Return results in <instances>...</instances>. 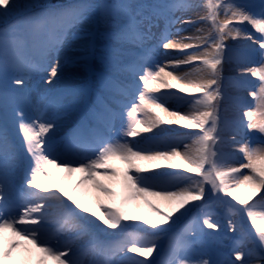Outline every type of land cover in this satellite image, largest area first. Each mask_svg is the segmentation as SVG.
Instances as JSON below:
<instances>
[{
	"label": "snow or ice",
	"instance_id": "snow-or-ice-1",
	"mask_svg": "<svg viewBox=\"0 0 264 264\" xmlns=\"http://www.w3.org/2000/svg\"><path fill=\"white\" fill-rule=\"evenodd\" d=\"M16 6V0H0V15L3 9ZM197 12L195 19H185L172 12L173 8H190ZM99 15L106 21H121L118 32L107 35V44L101 59L106 67L126 72L133 79L138 78L141 90L136 94L135 102L130 106L123 103L127 88H117L110 78L101 77L104 94L96 97L95 103L84 117L74 121L69 135L63 143L80 144L89 154L84 155L73 166V161L63 160L52 155L54 143L50 133L54 134L57 121L71 120L73 106L65 102L63 93L56 97H29L13 89L0 93V109L3 119L0 120V264H32L30 254L33 250L42 254L36 264H47L48 260L56 264H80L78 253L67 242L55 239L47 231L50 223H74L86 221L91 214L101 222L93 225L104 231L119 229L123 234L128 229V220L136 219L132 215L134 204L143 201L162 216L160 224L144 220L145 225L160 229L161 233L172 231L164 225L175 224L181 216L188 215L193 208L200 205L196 202L206 201V197L220 199L231 197L241 208L240 212L255 230L254 239L247 252L235 250L225 258H216V253L204 237L207 235L197 230L193 223L185 233L169 242L166 258L163 261H151V264H264V195L251 205L241 199L237 192L242 186H249L252 195L264 192V136L250 138L247 130L258 129L264 133V0L259 4L241 5L229 0H218L215 3L178 5H129L103 4L97 6ZM221 11L223 18H221ZM92 13V6L78 4L69 9L51 13L46 17L30 20L29 32L24 36L4 35L0 41V76L7 82L23 87L25 79L14 75H29L36 68L27 59L24 43L30 40L40 51L42 57L55 52L61 43L59 39H45L44 29L57 30L68 21H85ZM162 18L166 30L156 40V46L163 49H179L183 56L172 57V63L159 66L152 59L150 41L156 39L152 32L155 19ZM254 32L248 31V27ZM193 35L185 36L184 33ZM255 33H259L258 36ZM175 34L180 37L173 40ZM132 43L146 48L149 53L139 59L130 58L127 50L115 46L116 43ZM252 41L258 48H244L227 41ZM197 49L198 51H186ZM235 64L238 75H226L228 66ZM254 65V66H253ZM181 66H186L181 68ZM187 66H191L187 69ZM59 62L50 69V77L58 75ZM165 67L180 69L181 75L166 71ZM163 77L170 81H161L159 87L177 88L179 93H186L191 99L176 92L165 96L151 95L158 92L152 83ZM247 77H256L253 82ZM47 83H52L49 79ZM240 89L255 101L253 112L252 101L245 96L232 95V89ZM168 98L176 99L179 104L169 111L164 106ZM182 105L189 106L187 111ZM25 108L31 109L30 115ZM155 109L166 113L162 117ZM143 112L145 119L141 120ZM242 112L246 118H235ZM127 118L123 131V141L116 139L118 130L115 123ZM14 122L20 138L23 152L29 158L25 178L18 182L17 171L19 158L10 136V123ZM161 125H177L193 130L169 137L167 146L143 147L141 141L130 140L141 132H151ZM162 132H176V129L162 128ZM236 153L242 154L239 165L235 162ZM176 158L185 162V170L159 171L155 175H146V165L160 168L157 161H168V169H179L173 163ZM126 165L121 170L115 162ZM50 166L60 168L70 176L74 172L82 177L72 191L66 190L65 180L59 184H46L45 180L55 181ZM248 169V173L242 170ZM172 184L173 186H169ZM88 191H81L82 186ZM119 187V191H117ZM91 193V195H89ZM18 194H22L24 207L17 216L8 215V207ZM147 197H160L175 205L180 216L173 219L170 214H163ZM94 201L99 211L85 204V200ZM119 200L121 208L113 207ZM191 204L192 207H188ZM183 209V211H181ZM79 210V211H78ZM202 226L218 230L214 220L205 218ZM232 231L237 226L231 224ZM10 232L12 238L5 242L4 234ZM244 233L243 227L240 228ZM155 235V234H154ZM55 240V242H54ZM24 242V243H22ZM31 247H28V246ZM158 247L154 238L130 234L111 250V256L102 264H146L129 253L141 257H151ZM29 253L25 257L22 253ZM123 254L120 259L112 257ZM234 256V259L232 258Z\"/></svg>",
	"mask_w": 264,
	"mask_h": 264
},
{
	"label": "rangeland",
	"instance_id": "rangeland-1",
	"mask_svg": "<svg viewBox=\"0 0 264 264\" xmlns=\"http://www.w3.org/2000/svg\"><path fill=\"white\" fill-rule=\"evenodd\" d=\"M27 1H34V0H16V6L11 7L9 9H3L7 13V17L9 15H17L19 13L20 8L23 7L24 2ZM78 1V0H77ZM165 5H178V4H191L193 3V0H164ZM254 1V0H253ZM38 2V1H36ZM69 0H40L39 5L44 6V8L41 11L48 10L49 6L55 5L56 3H60L65 5V3H68ZM108 4H121V0H108L106 1ZM198 4H206V3H215L218 2V0H195ZM229 2H234L241 5H247V4H259L260 1H254L252 3H238L235 0H229ZM51 3V4H49ZM153 0H131L132 5H152ZM78 4H88L92 6V13L91 16L85 20V21H68L65 26L60 28V32L55 35L54 38H50L48 31L45 29L43 30L45 33V39L46 40H52L55 41L59 39L61 43L59 44L57 50L53 52L51 55H48L47 57H42L40 54V51L35 46V49H32L29 44L24 43V47L27 50V59L28 61L33 59L31 57L32 55L37 58V61H39L40 66H38L35 62H31V64L35 65L36 68L33 72H31L29 75L24 76L23 73H15L14 75L19 76L21 78L25 79V84L23 87L14 85L11 80H8L6 85L12 86V88H15V90L22 89L23 92L26 89H29L28 93L30 92V98L31 97H52L55 93L65 94L64 100L65 102H70L73 106L72 110V118L71 120L68 119H61L57 121V127L54 130V134L50 133L49 135L52 137L53 143H54V151L52 155L58 157L59 159L63 160H71L73 161V166H76V161H78L81 157H83L86 154H89L84 146L80 144H72L69 145L66 149L65 145L62 143H56L58 141L64 140L65 137L69 135V132L71 131V125L74 121H78L82 117V111L84 107L86 106L87 100H96L97 95L93 96L94 91L91 89V82L93 79H95L96 84V90H100L104 94L103 85L101 82H98L97 78L99 77L98 74L104 73L106 74H112L116 78H114V81L119 82L117 88H123V85H125V88H127V96L123 97V103L126 105H131L133 102H135L136 94L141 90L140 88V82L138 78L133 79L129 76L126 72H121L116 69H110L106 67L105 62L101 59L102 55L105 53L106 45L105 42H107V35L108 32L116 33L114 31L115 29H120L121 21L115 20L111 22H106L100 15H99V9L97 6H99L98 1L95 2H89V1H82L77 2L72 6L78 5ZM45 5L47 7H45ZM62 5V6H63ZM37 6V5H36ZM67 7L66 9L71 8ZM2 10V11H3ZM172 12L177 16H183L185 19L193 18L195 19L197 12H200L201 14L207 12L206 6L203 9H198L197 11H193L190 8H173ZM221 18H223V12L221 11ZM2 19H6V14L3 12V15H0ZM46 17V16H41ZM157 24L154 27V36L156 39L149 42L147 45V48L151 49L152 59L149 62L152 64L154 62V70L155 65L159 66H165L170 63H172L171 58L177 57V56H183L184 53L180 51L179 49H163L162 47L156 46V40L159 39L162 33L166 30V24L162 18H157ZM248 31L254 32L255 30L252 29L250 26L248 27ZM192 32H186L184 33L185 36L193 35ZM256 36L259 35V33H255ZM173 40L180 39L179 36L173 34L171 37ZM11 39V38H9ZM228 44L237 43L244 48H258V45L254 44L252 41H227ZM115 46L117 47H123L127 50V54L130 58L133 59H139L141 57H145L149 53L147 52L146 48H143L139 45H136L129 40L126 43L120 44L116 43ZM102 47V48H101ZM186 51H198L197 49H189ZM57 62H59V67L57 69L58 75L55 78L50 77V69L52 67L57 66ZM254 66V65H253ZM186 66H181V68H185ZM191 66H187V69H190ZM166 71H173L174 75H181L182 72L180 69H173L171 67H165ZM93 74V76H92ZM226 75L236 76L238 75V69H236L235 64L228 66L226 69ZM104 77V76H103ZM51 79L52 83H47V81ZM247 79L252 80L254 83L258 82L256 77H247ZM161 81H170L173 84H176L175 80H171L170 77H163V74H161V78L157 81H154L152 83L153 88L159 87ZM5 83V82H3ZM22 91H19L21 93ZM170 92H176L178 95H184L186 98L191 99V96H188L186 93H179L178 87L169 89L166 87H159L158 92H152L151 95H157V96H165L166 93ZM232 95L234 96H245L248 100L252 101V108L251 110L253 112L256 111L255 108V101L252 99V97L247 96V93L240 89H232ZM94 97V98H93ZM179 102L174 98H168L164 101V106L169 109V111L175 110L178 106ZM182 110L187 111L188 107L187 105H182ZM86 110V108H85ZM26 111L30 115H35L31 111V109H26ZM155 112L159 113L160 116L166 117V113L161 111L160 109H155ZM141 120L145 119V116L143 112L140 114ZM235 118L238 120H244L246 122V118L243 116L242 112H237L235 114ZM116 129L118 132L115 135L116 139H120L123 141V131L126 129L127 126V118L123 117L120 121H117L115 123ZM14 129L10 130V136L12 139V143L14 147L16 148L17 155L19 158V165H18V171H17V181L20 182L25 178V170L23 167V163L28 164L29 158L27 155L23 152V148L21 145V138L20 134L15 127V123L13 126ZM162 128H169V129H176V132H162ZM193 131L189 129H185L183 127L177 126V125H161L159 127H154L151 132L144 133L141 132L137 137L135 138H128L130 140L135 141H141V146L143 147H159L163 148L166 147V141L169 137L177 136L180 133ZM250 138L253 137H261L264 136V133H260L258 129L254 130H247L246 133ZM236 163L237 166L239 165V159L242 158V154L236 153ZM156 163L160 164V168H155L152 165L147 164V162H144L146 165V172L144 174L146 175H155L159 171H179L183 172L185 170V162L180 159L176 158L173 163H176L180 165L181 167L179 169H168V161H157ZM116 167L123 170L125 169L126 165L121 162H115ZM50 171L52 172L53 176L55 177V181H48L45 180L44 183L46 184H53L56 183L59 184V181L67 177L65 180V187L66 190L72 191L79 180L82 177V173L80 172H74L70 176L68 173L62 171L60 168H56L54 166H50ZM244 173H248V169L242 170ZM169 186H173L172 184H169ZM119 187H117V191H119ZM81 191H88V186H82ZM91 195V193H89ZM237 195L244 200L254 202V200L259 199V195H264V192L259 193L258 195H252V190L249 186L245 185L240 188V190L237 192ZM220 198H225L226 202L232 203L236 202L231 199V197L223 196L221 194ZM147 200L151 202V204L155 205L161 213L163 214H170L173 216V219L176 220L177 216H180L179 212L175 211V205L169 203L166 200H163L160 197H147ZM85 204L89 207H92L94 211H99V209L96 208V205L93 200L88 199L84 201ZM114 208H121L120 202L117 199L116 201L112 202ZM191 204L188 205L190 207ZM24 207V206H23ZM205 210L206 215L205 218L214 220L216 224L218 225V230L214 229H207L206 227L202 226V221L205 219H200V217H194L191 221H188V223L181 228L182 233H185V230L191 226L193 223L196 224L197 230L204 232L205 229L209 231L212 241L214 243V246L218 249V252L220 253V259H223L226 257L224 254L225 252L232 253L235 250H241L247 252L248 248L251 246V240H247V238H242L240 236V227L239 222L237 220V215L229 209V211H225L222 209L221 205L212 206ZM22 211V210H21ZM20 212L17 213H8L10 216H17ZM79 211V210H78ZM183 211V209L181 210ZM225 211V212H224ZM88 217V220L86 221H75L74 223H50L47 225V231L51 236H53L55 239L60 240L61 246L65 242L69 243L71 247L77 251L78 256L77 259L80 261V264H102V262L106 259L110 258L109 253L104 254L101 250H99L97 247L89 246L88 243L91 242V233L85 232L86 227H89L93 225L91 223L92 221H95V224H101L99 220H97L95 217H92L91 214H84ZM133 216L136 217V219L128 220L132 223V228L127 230L125 232V236H129L130 234H135L139 236L144 237H150L154 238L157 241L158 247L156 252L152 254L151 257H141L138 254H132L129 253V256H134L137 260H145L146 264H151V261L154 259H157V261H163L166 258L167 251H168V245L171 240H173L176 237H179L180 235H175L172 238H168L167 236L161 235V234H155L151 235L152 233H149V230L151 229L150 226L145 225L143 223L144 220L151 221L156 224H160V221L162 220L161 215H157V213L153 210V208L149 207L148 204L144 203L143 201H137L134 204V211L132 213ZM185 216V215H184ZM181 216L180 218H182ZM178 224V220H176L175 224H170V226H176ZM231 224H235L237 226V231H232ZM168 226V225H166ZM101 227L104 230V232L112 233L114 236H121L123 234L120 233L119 229H107L106 226L101 225ZM138 227L143 228L139 229ZM159 228V227H158ZM158 228H155L157 230ZM227 230L228 235L224 234V231ZM58 232L60 234L58 235ZM5 236V242H7L9 239L12 238V234L10 232H6L4 234ZM55 242V240H54ZM24 243V242H22ZM207 243V242H206ZM120 244L119 241L117 245ZM28 247H31L30 245ZM229 248V250H227ZM25 257H29V253H22ZM123 256V254H120L119 256L112 257L114 259H120ZM42 258V254L33 250V252L30 254V259L32 264H36V261L38 259ZM234 259V256L232 257ZM47 264H56L55 261L48 260ZM236 264H240L239 261H236Z\"/></svg>",
	"mask_w": 264,
	"mask_h": 264
},
{
	"label": "trees",
	"instance_id": "trees-1",
	"mask_svg": "<svg viewBox=\"0 0 264 264\" xmlns=\"http://www.w3.org/2000/svg\"><path fill=\"white\" fill-rule=\"evenodd\" d=\"M36 1H38V2H36ZM39 1L40 0H34L33 2L32 1H27L26 3L24 2V5H23V7L21 9V15L18 16V17H8L6 19H2L0 17V30H2L4 28V26H9V27L16 26V28L18 30H20V33L22 35H26L27 34V29L25 27L27 26L26 22H28V20L30 19L29 17L35 15L36 13L40 12L43 9V8H38ZM98 1H101V0H98ZM206 201H207L206 203L204 201L196 202L200 206L193 208V210L188 215H186L183 218H181L180 219V223H182L183 219H186V217H191V216H193L195 214H198V215L204 214V212H203L204 208L209 207L213 203H217L219 201H222V198H220V199L212 198V199L209 200L206 197ZM255 202H253V203H255ZM248 204L251 205L252 202L251 201H248ZM190 207H192V205ZM234 207H235V209H238V208H241L243 206H241L237 202H235ZM237 214L239 215V218L238 219H239L240 227H243L244 233L248 237H250L251 239H254L255 230L249 227V222H248L247 218L244 217L243 214L240 213V212H237ZM131 227H132V225L130 223V226H128V228H131ZM164 227H170L172 229L171 226L164 225ZM107 235L110 236V237H112L111 234H108L107 233ZM205 237L207 239L208 245L215 250V248L213 247V244H212V241H211L210 237L207 236V235ZM102 240H108V239L105 237V238H102ZM215 253H216V251H215Z\"/></svg>",
	"mask_w": 264,
	"mask_h": 264
}]
</instances>
